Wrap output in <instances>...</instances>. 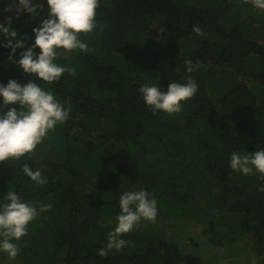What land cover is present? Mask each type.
Returning a JSON list of instances; mask_svg holds the SVG:
<instances>
[{"label":"trees","instance_id":"1","mask_svg":"<svg viewBox=\"0 0 264 264\" xmlns=\"http://www.w3.org/2000/svg\"><path fill=\"white\" fill-rule=\"evenodd\" d=\"M11 1L0 0V22L11 17L30 45L46 0L39 15ZM96 13L95 28L80 35L86 51H57L56 62L75 69L58 81L24 73L0 45V81L35 80L71 109L31 153L0 162V197L13 190L53 205L30 222L15 259L0 252V264H197L164 231L190 230L193 220L208 224L211 243L264 264V176L229 166L233 151L264 148V10L246 0H99ZM189 76L198 91L179 113H153L138 92ZM24 163L47 183L31 181ZM140 189L157 200L155 222L142 219L121 250L102 255L120 195Z\"/></svg>","mask_w":264,"mask_h":264},{"label":"clouds","instance_id":"2","mask_svg":"<svg viewBox=\"0 0 264 264\" xmlns=\"http://www.w3.org/2000/svg\"><path fill=\"white\" fill-rule=\"evenodd\" d=\"M253 8L264 10V0H246ZM18 10L31 15H39L38 9L45 7L44 0H17ZM99 0H46L47 16L40 20V26L33 29L34 36L30 45L17 38L18 32L11 27L12 18L0 22V45L11 49L8 59L18 64L24 73L34 75L44 82L58 81L65 72L74 73L75 69L56 62L57 51L79 49L86 51L88 45L80 39L82 33L91 32L96 26V9ZM203 35L201 27L192 29ZM17 49H22L16 58ZM186 71L191 73L194 64L184 61ZM198 84L191 76L185 82L171 81L166 90L159 84H142L138 92L153 113L163 111L169 115L182 111L183 102L194 96ZM71 109L40 83L29 80L21 84L10 78L7 83L0 81V162L14 163L31 153L38 144L54 130L57 124L69 119ZM233 171L248 175L254 171L264 176V148L250 155L233 151L229 157ZM23 173L37 185L47 183L42 171L22 164ZM120 211L116 216V226L107 233V245L100 250L106 255L108 250H121L127 241L123 234L130 232L143 219L155 222L158 204L155 197L146 189L124 191L119 197ZM51 203H30L13 190L0 197V252L15 259L19 253L18 242L27 234L28 225L40 212L52 208Z\"/></svg>","mask_w":264,"mask_h":264},{"label":"rangeland","instance_id":"3","mask_svg":"<svg viewBox=\"0 0 264 264\" xmlns=\"http://www.w3.org/2000/svg\"><path fill=\"white\" fill-rule=\"evenodd\" d=\"M191 225L190 230L181 227L180 229L174 227L164 229L165 233L170 234L171 232L170 238L179 246L184 257L183 260L197 264H260L261 257L251 255L245 250L244 252L239 249L230 251L227 246L220 247L218 244L211 243L207 234L208 224H201L193 220ZM227 253H230L231 256H227Z\"/></svg>","mask_w":264,"mask_h":264}]
</instances>
